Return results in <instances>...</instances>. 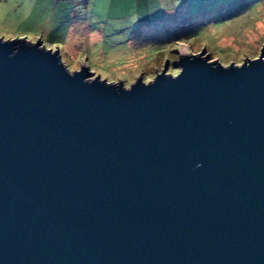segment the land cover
Wrapping results in <instances>:
<instances>
[{"label":"water","instance_id":"obj_1","mask_svg":"<svg viewBox=\"0 0 264 264\" xmlns=\"http://www.w3.org/2000/svg\"><path fill=\"white\" fill-rule=\"evenodd\" d=\"M125 86L0 38V264H264V44Z\"/></svg>","mask_w":264,"mask_h":264},{"label":"rangeland","instance_id":"obj_2","mask_svg":"<svg viewBox=\"0 0 264 264\" xmlns=\"http://www.w3.org/2000/svg\"><path fill=\"white\" fill-rule=\"evenodd\" d=\"M0 38L40 39L69 70L125 86L152 80L179 54L205 50L222 64L257 57L264 0H0Z\"/></svg>","mask_w":264,"mask_h":264},{"label":"bare ground","instance_id":"obj_3","mask_svg":"<svg viewBox=\"0 0 264 264\" xmlns=\"http://www.w3.org/2000/svg\"><path fill=\"white\" fill-rule=\"evenodd\" d=\"M183 53H185V50H183Z\"/></svg>","mask_w":264,"mask_h":264}]
</instances>
